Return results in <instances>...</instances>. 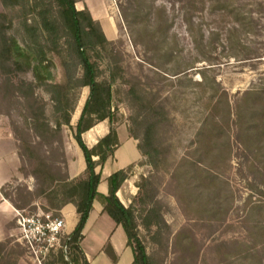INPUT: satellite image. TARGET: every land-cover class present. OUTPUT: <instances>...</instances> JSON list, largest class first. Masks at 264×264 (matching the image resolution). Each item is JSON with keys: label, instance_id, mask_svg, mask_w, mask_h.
I'll return each instance as SVG.
<instances>
[{"label": "rangeland", "instance_id": "1", "mask_svg": "<svg viewBox=\"0 0 264 264\" xmlns=\"http://www.w3.org/2000/svg\"><path fill=\"white\" fill-rule=\"evenodd\" d=\"M115 2L121 15L113 46L115 116L139 142L159 150L157 165L138 171L141 188L132 200L150 264H264V0ZM42 9L55 15L58 8L53 0H29L28 19L35 22ZM2 12L32 56L20 9L0 1ZM62 48L49 53L52 67L45 73L53 83L67 78ZM22 78L32 79L21 74L9 82L0 67V114L23 155L5 193L33 213L46 200L32 172L44 162L65 167L73 132L66 126L59 137L38 136L30 101L16 93ZM89 91H80L74 122ZM37 95L52 119L49 92ZM145 208L154 210L150 219ZM19 237L16 219L0 220L5 251L14 249L22 264H38L19 247Z\"/></svg>", "mask_w": 264, "mask_h": 264}, {"label": "trees", "instance_id": "2", "mask_svg": "<svg viewBox=\"0 0 264 264\" xmlns=\"http://www.w3.org/2000/svg\"><path fill=\"white\" fill-rule=\"evenodd\" d=\"M0 1L5 8L20 9L21 24L28 37L26 46L32 56L20 46L12 32L14 20L7 13H0V67L8 76L9 82L12 76L31 75L30 80L26 78L20 80L16 93L30 101L32 129L40 137L44 135L59 137L64 127H69L82 148L87 163L85 175L79 178L69 176L65 160L62 162L65 167H55L44 162L41 171L35 169L32 172L35 179L40 181L39 192L46 200V207L43 210L62 215L61 209L68 203H73L79 214V222L68 242L69 260L60 248L51 251L45 258L44 264H88L80 244L83 239V229L97 198L101 200L105 211L123 226L128 237V245L134 252L133 264H150L146 246L137 236L139 214L135 202L132 201L125 206L117 195L118 190L129 177L132 166L118 170L108 177L109 195H103L98 191L101 173L96 172V167L114 154V145L119 143L116 134V124L119 121L116 119V108L113 105V86L118 79L119 70L113 58L115 41L106 36L100 22L93 18L87 8L77 9V0H53L58 8L56 14H51L48 9L39 10L35 12V22L27 17L26 4L29 0ZM62 46L66 52L65 67L68 69V74L64 83H53L48 80L45 73L52 67L49 53L51 51L61 53ZM93 58L105 63V69L94 63ZM84 87H89V95L74 126L73 116L78 107L80 91ZM39 89H44L50 94L52 119L46 114L47 104L39 101L37 95ZM105 119L110 121V133L89 148L82 134ZM133 136L138 140L140 138L136 134ZM138 146L146 158L142 164L156 166L159 150L146 141L139 142ZM94 156H99V159L94 160ZM20 157L22 158L23 155L20 154ZM5 186L2 188L3 195L16 209H24L6 195ZM137 186L141 188L140 184ZM145 210L146 217L150 219L153 208H145ZM151 224L152 221H149L146 225ZM19 247L23 248L21 245ZM5 248L6 244L0 241V264H18L20 259L17 252L14 249L6 252ZM107 252L116 259L112 248H108Z\"/></svg>", "mask_w": 264, "mask_h": 264}, {"label": "crops", "instance_id": "3", "mask_svg": "<svg viewBox=\"0 0 264 264\" xmlns=\"http://www.w3.org/2000/svg\"><path fill=\"white\" fill-rule=\"evenodd\" d=\"M76 7L79 10L87 8L93 18L100 22L110 40L115 41L120 38L118 22L121 15L115 0H77ZM80 115L81 112L75 122L74 119L72 120L74 126L77 124ZM109 133L110 121L105 119L84 132L82 138L85 144L92 148ZM116 134L119 143L114 145V154L96 167V172L101 173L98 191L103 195H109L108 177L118 170L132 166L129 177L117 192L121 202L128 206L137 194L138 171L146 165L142 164L145 161V156L139 149V140L133 136L126 121L116 124ZM66 156L69 176L71 178L84 176L87 168L85 155L73 134L70 140V148L66 150ZM98 159L99 156H94V160ZM20 165L18 140L8 125L6 117L0 114V220H5L6 223L12 219L17 220V209L3 195L2 188L19 173ZM60 213L66 221L65 231L72 233L79 222V214L75 205L68 203L61 209ZM13 233V227L7 228L5 237L12 236ZM80 245L88 264H133L134 262V252L128 245V237L123 226L105 211L104 205L98 198L94 200L93 209L83 229V239ZM108 248L113 249L116 259L109 255ZM18 264H22L21 261Z\"/></svg>", "mask_w": 264, "mask_h": 264}, {"label": "built area", "instance_id": "4", "mask_svg": "<svg viewBox=\"0 0 264 264\" xmlns=\"http://www.w3.org/2000/svg\"><path fill=\"white\" fill-rule=\"evenodd\" d=\"M17 224L20 231L17 241L31 254L35 262L44 264L47 255L60 248L69 260L68 242L72 233L65 231L66 221L62 215H55L53 211L41 208L33 213L17 209Z\"/></svg>", "mask_w": 264, "mask_h": 264}]
</instances>
